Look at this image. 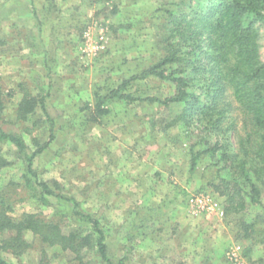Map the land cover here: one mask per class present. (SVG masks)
I'll return each mask as SVG.
<instances>
[{
  "label": "rangeland",
  "instance_id": "obj_1",
  "mask_svg": "<svg viewBox=\"0 0 264 264\" xmlns=\"http://www.w3.org/2000/svg\"><path fill=\"white\" fill-rule=\"evenodd\" d=\"M178 1L0 0V124L22 132L32 149L49 143L36 161L38 172L102 220L115 262L128 255L132 264H264V186L261 206L226 214L225 198L212 186L218 182L213 160L205 155L191 169L208 134L172 125L182 105L143 101L171 97L174 85L138 79L123 90L135 102L111 97L165 55L172 42L165 26ZM261 32L264 59V27ZM41 89L50 94L53 140L40 107L26 121L17 116L25 96L38 98ZM101 100L110 113L97 116ZM0 156L9 162L0 170V189L13 202V215L53 219V210L23 189L14 146L1 143ZM255 223L256 233L248 230ZM83 224L76 218L62 223L66 232ZM25 239L27 252L5 254L9 262L41 264L46 249L47 264H81L31 232ZM85 252V264H101L94 252Z\"/></svg>",
  "mask_w": 264,
  "mask_h": 264
},
{
  "label": "trees",
  "instance_id": "obj_2",
  "mask_svg": "<svg viewBox=\"0 0 264 264\" xmlns=\"http://www.w3.org/2000/svg\"><path fill=\"white\" fill-rule=\"evenodd\" d=\"M174 5L177 9L169 11L165 26L167 41L172 40L165 55L113 91L111 97L138 100L123 93L138 79L154 77L173 84L175 93L171 97H147L143 101L182 105V112L172 125L184 123L187 130L201 129L208 134L204 149L194 155L191 169L208 155L218 175V182L212 186L225 198L226 214H242L249 206L262 205L264 186V59L260 45L264 0H179ZM40 93L38 98L25 96L17 116L26 121L40 107L52 126L53 140L55 122L46 104L50 94L43 89ZM102 104L103 100L96 107L97 116L110 113ZM4 110L0 91V122ZM4 142L14 146L23 165V189L40 207L53 210L54 218L48 220L32 213L16 218L13 202L0 189V264H15L5 254L21 256L27 252V232L33 233L43 246L73 253L81 264H85L86 250L94 252L101 264H132L128 255L117 262L113 260L108 229L100 218L85 212L76 198L64 195L42 178L36 161L49 143L32 149L22 132L8 131L0 124V144ZM8 164L0 156V170ZM74 218L84 223L82 229L66 232L62 223ZM261 218L259 215L257 221ZM250 228L255 233L260 229L257 223ZM40 253L41 264H47L46 249Z\"/></svg>",
  "mask_w": 264,
  "mask_h": 264
},
{
  "label": "built area",
  "instance_id": "obj_3",
  "mask_svg": "<svg viewBox=\"0 0 264 264\" xmlns=\"http://www.w3.org/2000/svg\"><path fill=\"white\" fill-rule=\"evenodd\" d=\"M194 202L196 201V200H193Z\"/></svg>",
  "mask_w": 264,
  "mask_h": 264
}]
</instances>
